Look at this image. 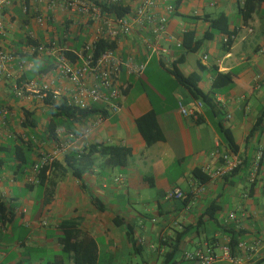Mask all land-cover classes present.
<instances>
[{
  "label": "crops",
  "instance_id": "0c3cea01",
  "mask_svg": "<svg viewBox=\"0 0 264 264\" xmlns=\"http://www.w3.org/2000/svg\"><path fill=\"white\" fill-rule=\"evenodd\" d=\"M178 1L180 5L170 15L167 27L175 41L161 42L169 53L146 50L142 44L145 33L137 32L118 40L116 52L124 63L132 60L136 65H145L140 77L129 75L127 65L122 67L118 79L122 91L120 110L114 112L101 104L97 106L98 113L80 121L60 119L55 138L48 132L50 108L46 101L35 93L18 99L14 86L26 82H51L55 88L67 85V81L59 78L57 65L51 63L56 57L43 55L33 60L17 57L12 62L13 79L0 85V108L9 110L8 124L0 133L1 141L14 133L25 140H34L37 146L31 156L33 165L42 152L51 154L63 143L67 149L48 166L45 184L32 185V189L27 188V179L33 165L25 175H15L16 161L0 155L2 191L6 193V205L14 207L13 220L0 229V264H49L64 256L61 225L68 221L75 222L84 235L96 242L97 264H164L172 253L170 264H198L184 259V254L207 246L218 257L215 264H231L220 259L222 248L229 245L230 231L241 235L238 243L246 246L243 249L238 245L236 249L234 256L241 259L240 264H264V3L245 22L239 15V7L245 0H171V3L175 6ZM17 2L5 13L7 32L2 42L7 49L12 45L15 51L27 54L26 44L21 46L15 25L10 21L19 9ZM33 4L36 15L48 17L46 27L57 29L55 24L61 20L67 23L62 26L59 39L70 25L74 34L78 29L81 33L83 41L78 43L83 44L91 37L85 18L67 13L60 6L50 11L48 1L35 0ZM221 15L229 19V32L233 35L228 50L225 47L228 37L211 30L205 20ZM26 22L24 16L25 31L27 36L36 38L34 41L46 44L57 41L51 29L44 27L47 33L34 31ZM187 33H191L193 45L202 41L198 52L179 46ZM77 36L72 35V39ZM8 52L13 53L10 49ZM23 62L27 63L24 67ZM174 66L185 77L197 75L200 89L214 100L215 109L204 105L199 110V121L179 112L180 101L193 108L197 100L172 74ZM216 72L225 75L230 85L219 79L221 86L214 88ZM24 111L35 112L40 120L36 130L22 128ZM149 113L156 114L162 134V139L151 146L137 126L138 119ZM99 115L106 120L95 127L94 120ZM260 118L259 129L250 136ZM220 125L232 134L243 168L228 178L202 182L195 171L203 173L205 166L216 168L221 164L220 159L212 157L214 151L230 152ZM71 133H76V138L69 142ZM92 146L125 147L130 149L131 156L125 165L110 167L104 157L96 154L90 159L92 168L77 179L67 157H78ZM260 153L262 160L253 183L251 177ZM200 184L206 190L194 193ZM174 188L183 190L186 198L167 200V192ZM231 214L236 216L235 220L229 218ZM65 259L66 264H73L69 256Z\"/></svg>",
  "mask_w": 264,
  "mask_h": 264
},
{
  "label": "built area",
  "instance_id": "2783aa9c",
  "mask_svg": "<svg viewBox=\"0 0 264 264\" xmlns=\"http://www.w3.org/2000/svg\"><path fill=\"white\" fill-rule=\"evenodd\" d=\"M15 0H0V85H3L13 79L11 64L15 60L12 52L4 49L2 39L7 32V23L5 13L12 6ZM40 3L48 1V9L55 10L58 6L63 11L72 15H77L86 19L87 26H90L91 37L83 43L80 51H73L76 60L71 61L63 54V50L58 47L57 42L49 44L38 43L29 45L25 52L30 55H55L57 73L59 78L67 81V85L55 88L51 82H26L14 86V94L18 99H25L27 94L35 93L41 100H46L49 95L52 96L53 102L65 100L70 106L80 110H87L101 104L108 105L109 109L116 112L120 110L119 101L122 97V91L118 84L119 75L124 65H127L129 75L140 77L145 71V65L142 63L136 65L132 60L124 63L118 56L116 50H107L98 58L95 57V45L100 40L118 41L124 37H129L134 33H145L142 44L146 50L154 53H169L168 49L161 47L162 41L174 42L172 36L168 34L167 27L169 17L175 12L176 7L171 0H36ZM100 4H122L131 8L130 13L124 17L115 18L102 12ZM24 7V12H26ZM35 24L41 28L46 27L48 17L38 13L34 18ZM68 33L66 38H71ZM81 36V33L78 34ZM32 39H36L33 35ZM75 38V37H74ZM228 38L225 39V43ZM182 46V43L179 44ZM56 54H58L56 56ZM206 59V57H205ZM22 67L27 63H21ZM179 112L187 118L199 121V110L204 107L201 100H197L193 108H187L183 101L178 103ZM8 108H0V133L8 124ZM106 120L105 116L99 115L94 120V126L101 125ZM76 138V133L69 134V142ZM0 138V145H1ZM218 147V146H217ZM67 149L66 144L58 146V150L51 154L40 153L39 161L30 169V176L27 179L28 185H37L39 176L44 167L53 164L60 153ZM213 158H218L221 164L216 168L209 165L203 168V173L212 180L225 179L232 175L239 167L242 166L243 160L239 154L227 152L220 154L218 150L212 154ZM262 160L260 153L256 159L254 173L251 180L255 183L259 169V163ZM4 177L1 173L0 166V205L7 204L6 193L2 191ZM206 189L203 184L195 188L194 193H202ZM186 194L180 188L171 189L166 194L167 200H183ZM8 206V205H7ZM24 212V211H23ZM22 213V212H21ZM235 220L236 216L231 214L229 217ZM2 225L0 224V229ZM245 249V244L239 245ZM184 259L196 261L198 264H215L218 260L217 255L210 246L196 250L194 253H185ZM231 264H240L241 259L233 256L229 245L222 248L221 258Z\"/></svg>",
  "mask_w": 264,
  "mask_h": 264
},
{
  "label": "trees",
  "instance_id": "16d2710c",
  "mask_svg": "<svg viewBox=\"0 0 264 264\" xmlns=\"http://www.w3.org/2000/svg\"><path fill=\"white\" fill-rule=\"evenodd\" d=\"M264 3V0H245L243 6L239 7V15L242 19L247 22L249 21L253 14L256 12L258 5ZM180 2L178 1L175 4L176 9H178ZM102 12L105 14H109L112 17L120 18L128 15L130 13L131 8L129 6H124L122 4H100L99 5ZM26 12H23V15H29L33 12L30 6V0L25 1ZM36 13H33L35 16ZM206 21L210 23L211 30L216 32L225 34L228 37V42L225 43V47L230 48L233 44L232 37L233 35L229 32V19L225 15H221L217 18H205ZM28 22H26L27 24ZM69 32V27H67L64 31V36L60 38L59 46L63 50V54L69 58L71 61H75L77 58L73 51H80L83 47V41L81 36H77L74 40L71 38H66ZM71 34V33H70ZM69 34V35H70ZM191 33H187L184 35V39L182 42V46L191 52H198L202 46V41L195 43L190 41ZM118 41H105L100 40L95 45V57L98 58L101 54L106 52L107 50H116L118 47ZM39 42L34 41L30 36H27V41L25 42V46L29 45H37ZM24 44V42L22 43ZM21 44V46H22ZM20 46V47H21ZM16 54V53H15ZM22 59H37L41 56L38 54L28 55L21 52L17 53ZM30 58H29V57ZM46 61L50 63V58L47 57ZM52 65H56V59L51 61ZM175 65V64H174ZM47 72V70H46ZM172 74L178 79V81L186 86L192 96L196 100H201L204 105L215 109L214 100L211 98L210 94H205L199 87V78L197 75H191L189 77H185L181 74V72L177 69L176 66L172 68ZM214 82L213 87L218 88L221 86V82L219 79H222V83L225 85H230V80L226 78L225 75L221 73H214ZM221 81V80H220ZM23 84V83H21ZM20 85V84H19ZM46 105L50 108V123L48 125V132L50 136L56 137V130L58 129V121L60 119H64L68 122L80 121L84 117L89 114L98 113L99 108L93 107L87 110H80L75 107L70 106L65 100H61L59 102H53L51 94L45 100ZM262 118L259 119L258 123L254 127L250 136H252L258 129L261 124ZM9 121V120H8ZM40 120L35 117V112L24 111V120L21 122L22 128L26 130H36L38 128ZM137 126L144 136V139L147 145L151 146L156 142L162 139V134L158 125L157 117L155 113H149L137 121ZM220 132L225 138L227 146L230 149V152L238 153L239 149L236 145L234 138L229 130L225 129L222 125H220ZM14 136V137H13ZM36 144L34 140L31 138L25 140L21 136L11 135L10 138L6 139L0 145V155L6 156L7 159H14L16 161L15 166V175H25L29 170L30 166L34 163L31 161V156L33 152L36 150ZM100 155L106 159V163L110 167H117L125 165L130 156L131 151L128 148L120 147V146H101L96 147L92 146L90 149L84 151L80 156H71L67 157L68 163L71 166V171L73 176L77 179H81V177L87 173L93 166V162H91V157L94 155ZM70 158V159H69ZM1 166V159H0ZM243 168V164L239 167L232 175H235L237 172L241 171ZM48 172V167H44L42 169V173L39 176L38 187H41L46 182V174ZM195 175L202 181L205 182L209 177L203 174L200 171H195ZM230 175V176H232ZM229 177V176H228ZM226 177V178H228ZM34 186L27 185L28 189H32ZM92 202L103 209L99 204L98 200L93 199ZM14 217V207L12 205L7 206L5 204L0 205V224L3 226L8 222H11ZM63 229L62 237L60 242L63 246L64 256H58L55 258L53 262L49 264H66L65 256H69L72 260L73 264H97L98 261V246L96 242L89 237L88 235H84L76 226V223L73 221L64 222L61 225ZM241 235L237 234L234 231H230V242L229 247L232 250L233 256L236 253V249L238 248V241ZM135 245V243H134ZM177 250V249H176ZM174 256V253L170 255V257L165 261L164 264H170L171 260Z\"/></svg>",
  "mask_w": 264,
  "mask_h": 264
},
{
  "label": "rangeland",
  "instance_id": "374dc122",
  "mask_svg": "<svg viewBox=\"0 0 264 264\" xmlns=\"http://www.w3.org/2000/svg\"><path fill=\"white\" fill-rule=\"evenodd\" d=\"M25 1L26 0H18V5H19V9H18V11L16 12V16L15 17H13V19H11L10 21H11V23H13L14 25H15V29L17 30V35L19 36V39H20V41H21V43H25L26 41H27V38H26V36L28 35V33L25 31L26 29V25H24L23 24V18H24V15H23V12H24V7H25ZM35 0H30V6H31V8H32V10H33V12L31 13V14H29V15H27V16H25L26 17V19L28 20V23H27V25L28 26H32V29L34 30V31H37V29H38V32L40 31V30H42V32L43 33H47V30H45V28H41V27H39L38 25H36L35 24V22H34V16H33V13H34V4H33V2H34ZM10 16H12V14H10ZM62 19V17H60V20ZM62 21V20H61ZM59 22L58 24H55V26H56V28L57 29H54V28H52L51 29V26L49 27V26H47L46 27V29L47 28H49V29H51L53 32H52V34H54L53 35V38H54V41L55 40H57L56 42H57V45H58V47L60 48V46H59V41H60V39H59V36L61 35L60 33H61V30H62V26L63 25H65V24H67L66 22ZM69 26V25H68ZM71 26V25H70ZM69 26V28L70 29H72L73 27H70ZM48 29V30H49ZM65 29V28H64ZM69 32L71 33V35H78L79 34V29L77 30V32H76V34H74L73 32H74V28L72 29V30H69ZM58 35V36H57ZM57 36V37H56ZM43 45L44 44H46L45 42H43L42 43ZM22 45H24V44H22ZM9 48L7 49V48H5L4 47V49L6 50V51H8L9 49L10 50H12L13 51V54H14V56L17 58H20V59H22L20 56H18V52L17 51H15V48L16 47H12V45H10V46H8ZM16 53V54H15ZM58 54H56V56H57ZM43 56V55H42ZM55 56V55H54ZM43 63V62H42ZM14 135H17V136H21L20 134H18V133H14Z\"/></svg>",
  "mask_w": 264,
  "mask_h": 264
}]
</instances>
